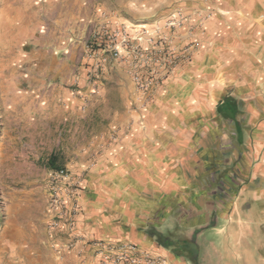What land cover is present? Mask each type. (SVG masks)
Listing matches in <instances>:
<instances>
[{
    "label": "rangeland",
    "instance_id": "1",
    "mask_svg": "<svg viewBox=\"0 0 264 264\" xmlns=\"http://www.w3.org/2000/svg\"><path fill=\"white\" fill-rule=\"evenodd\" d=\"M211 1L0 0V264H103L127 247L106 240L126 231L106 152L120 129L112 124L141 109L171 116L181 76L195 91L243 98L245 123L254 117L264 134V0H241L239 13L210 26ZM88 87L105 89V107L88 111ZM215 110L192 118L198 202L227 213L244 192L264 212V137L238 147ZM227 151L244 157L230 175ZM221 238L228 264H256L251 254L227 255Z\"/></svg>",
    "mask_w": 264,
    "mask_h": 264
},
{
    "label": "crops",
    "instance_id": "2",
    "mask_svg": "<svg viewBox=\"0 0 264 264\" xmlns=\"http://www.w3.org/2000/svg\"><path fill=\"white\" fill-rule=\"evenodd\" d=\"M241 2V0L211 1L207 10V13L212 15L211 25L210 21L208 25H213L215 15L239 13ZM243 3L245 4V0ZM262 3L263 1L258 2L259 5ZM252 78L256 80L257 75L254 74ZM184 79L186 77L183 76L179 79L180 86L173 94L174 108L170 105L173 109L172 115L168 118L163 114L150 116L148 111L141 109L139 114L142 117L133 112V115L112 124L120 129L117 130L116 138L106 152L115 159L109 170L117 176L115 199L117 205L124 206V214L118 212L117 219L125 220L126 231L117 228L118 231L109 235L106 240L112 244L135 246L141 256L151 258L157 264H191L159 246L148 232L144 231L150 226L166 236L180 226L183 227L185 236L198 245L199 264H228L223 257L225 256L222 253L223 247L219 248L220 246L215 244V236H221L222 245L228 246L227 255L237 259L240 253L251 254L250 257H257V264L263 261L264 257L262 224L264 212L259 203L256 206L247 203L245 198H241L244 195V192H241L237 199L228 202L229 207H232L231 212L221 211L224 204H218L208 210L210 204L206 203L204 207L199 201L200 207L199 191L191 173V158L198 149V144H194L197 137L196 133L192 132V118L199 114L212 113L226 96L244 99L233 94L224 95L225 89L219 87L207 88L205 92L197 89L196 92L193 89L195 82L189 80L191 86L187 88ZM91 90L92 88L88 87L83 92V101H88L85 106L88 104L90 106L88 111L91 108L99 110L105 107L106 103L101 101V97L106 94L105 89L93 88V93ZM91 98L94 100L93 103L90 102ZM251 113L254 115L255 112ZM243 122L245 123L244 120ZM245 125L249 134L246 136L245 144L249 146L260 144L264 134L261 127L255 129L257 126L255 118L250 117L248 124ZM232 132L236 143L234 128ZM241 157L243 156L237 151H227L225 157L223 155V158L227 159L224 169H227L228 175L231 170V173L240 170ZM251 157L254 159L255 155L251 153ZM193 160L195 163V159ZM182 165L183 169L180 168ZM121 175L125 177L122 178ZM253 199L258 200L255 196ZM257 210L260 213L259 219L255 215ZM151 211L152 214L158 215V221L149 224ZM137 226H142L143 229L138 230ZM236 250L240 253L238 254ZM211 259L215 262H211Z\"/></svg>",
    "mask_w": 264,
    "mask_h": 264
},
{
    "label": "trees",
    "instance_id": "3",
    "mask_svg": "<svg viewBox=\"0 0 264 264\" xmlns=\"http://www.w3.org/2000/svg\"><path fill=\"white\" fill-rule=\"evenodd\" d=\"M245 116V108L243 101L234 97L226 96L216 107L215 117L220 122H227L234 128L236 137V145L243 148L246 144V136L248 131L243 122ZM244 157H241L239 166ZM211 159V158H210ZM50 168H55V160L52 158L48 161ZM148 234L158 243L159 246L170 250L177 257H180L191 264H199V247L189 240L184 233L183 227H176L166 236L161 235L154 229L148 231Z\"/></svg>",
    "mask_w": 264,
    "mask_h": 264
},
{
    "label": "built area",
    "instance_id": "4",
    "mask_svg": "<svg viewBox=\"0 0 264 264\" xmlns=\"http://www.w3.org/2000/svg\"><path fill=\"white\" fill-rule=\"evenodd\" d=\"M113 56L114 57L119 56V51L117 49H115ZM135 80L138 84L140 83L139 77H135ZM140 87L143 89L146 88L144 84H141ZM102 263L103 264H142V263L157 264L155 260L148 258L146 256H141L135 246L124 247L114 256L106 257Z\"/></svg>",
    "mask_w": 264,
    "mask_h": 264
}]
</instances>
